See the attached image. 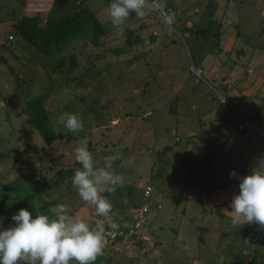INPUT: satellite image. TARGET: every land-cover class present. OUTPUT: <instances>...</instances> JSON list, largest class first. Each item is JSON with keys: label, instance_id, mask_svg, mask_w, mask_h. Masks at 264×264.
<instances>
[{"label": "rangeland", "instance_id": "rangeland-1", "mask_svg": "<svg viewBox=\"0 0 264 264\" xmlns=\"http://www.w3.org/2000/svg\"><path fill=\"white\" fill-rule=\"evenodd\" d=\"M52 2L0 0V189L24 177L44 203L33 199L32 218L64 204L90 224L125 227L147 182L152 240L106 244L95 264H264V228L234 229L206 194L237 188L233 171L243 177L264 166V0H167L173 23L132 14L119 29L107 15L110 0ZM74 13L92 19L89 35L54 55L64 64L52 74L16 25L34 19L26 31L44 32L48 19ZM36 97L60 136L49 145L27 124L26 103ZM62 113L78 115L82 131L59 125ZM242 117L253 123L248 136L236 130ZM79 146L98 167L120 157L112 170L123 186L103 193L109 218L79 198L72 177L54 184L57 171L77 163Z\"/></svg>", "mask_w": 264, "mask_h": 264}, {"label": "clouds", "instance_id": "clouds-1", "mask_svg": "<svg viewBox=\"0 0 264 264\" xmlns=\"http://www.w3.org/2000/svg\"><path fill=\"white\" fill-rule=\"evenodd\" d=\"M165 3L166 0H110L107 15L117 29L124 27L132 14L143 18L157 12L173 23L174 14L163 13ZM57 123L71 133L83 129L81 118L74 113H62ZM74 158L81 165L71 178L79 198L94 208L98 217L109 218L113 205L103 193L114 194L117 187L123 186L122 176L112 170V162L120 159L119 155L106 157L105 165L98 167L87 146H79ZM229 175L240 181L239 194L231 199V210H222L230 217L232 227L240 229L254 223L264 228V166L259 163L243 177L235 171ZM48 211L52 215L41 212L32 218L31 212L20 209L11 217L13 226L0 230V264H95L104 255L108 229L118 228L114 222L106 227L104 219L90 224L79 215L69 214L64 204Z\"/></svg>", "mask_w": 264, "mask_h": 264}, {"label": "trees", "instance_id": "trees-1", "mask_svg": "<svg viewBox=\"0 0 264 264\" xmlns=\"http://www.w3.org/2000/svg\"><path fill=\"white\" fill-rule=\"evenodd\" d=\"M57 0H53V6ZM77 6L83 5L87 0H74ZM92 19H80L78 13L67 16L52 17L47 20L48 28L44 32L38 30L26 31V27L32 28L34 19H23L16 25L19 36L25 40L34 50L43 56L49 63L48 68L52 74L58 73L64 62L54 55L62 51L65 44L77 43L89 35V27ZM198 34H207V31H198ZM212 37L214 34H209ZM75 55L69 57L70 65L73 66ZM29 110L27 124L33 128L41 137L45 145H49L59 138L50 128L47 114L43 108L40 97L30 99L26 103ZM261 108L255 109V116ZM237 126V125H236ZM79 163L68 169L59 170L55 173L54 184L60 185L65 180L74 175V170L80 168ZM11 194V197L9 196ZM238 194L237 188L229 190L227 202L230 203L232 196ZM33 199H37V204L44 207V203L39 200V191L31 185L24 177H17L11 183L0 189V227L7 228L5 217L18 214L20 209L31 208Z\"/></svg>", "mask_w": 264, "mask_h": 264}, {"label": "built area", "instance_id": "built-area-1", "mask_svg": "<svg viewBox=\"0 0 264 264\" xmlns=\"http://www.w3.org/2000/svg\"><path fill=\"white\" fill-rule=\"evenodd\" d=\"M171 6L167 4V0L165 3V7L163 9L164 14H169L171 10ZM157 17L164 19V15L157 12H152ZM11 39V37H9ZM253 129V123L250 122L247 118L242 117L236 126V130L243 134L244 136H248L249 131ZM262 136V135H261ZM151 192V187L147 182H144L142 185V202L141 204L134 210L132 221L129 225L125 227H119L113 231L108 229L107 242L106 244L113 243H124L131 245L134 241H138L139 243H149L152 239L150 235V231L148 229L147 223L149 220L150 214V200L149 195ZM158 207L156 205L155 209ZM107 227V226H106ZM139 238V239H138Z\"/></svg>", "mask_w": 264, "mask_h": 264}, {"label": "crops", "instance_id": "crops-1", "mask_svg": "<svg viewBox=\"0 0 264 264\" xmlns=\"http://www.w3.org/2000/svg\"><path fill=\"white\" fill-rule=\"evenodd\" d=\"M35 1H37V2H41V1H43V0H35ZM45 1V0H44ZM49 2H52L53 0H48ZM88 3V2H87ZM238 188V187H237ZM187 191V190H186ZM185 191V194H186V196H193V194L194 193H192V191H187L186 192ZM210 191H211V189H209V191H208V193L206 192V194L209 196V197H207L210 201H209V204H216L217 206H221V210H224V209H227V210H231L230 209V203H228L226 200H227V194H228V192H229V190H224V189H222V190H220L219 192H218V195H215V194H211L210 193ZM238 194H239V189H238ZM196 195V194H195ZM198 196H199V194H198ZM204 197V196H203ZM206 197V196H205ZM225 202H226V205L225 206H223L224 204H225ZM223 214H225L226 216H228V214L227 213H223Z\"/></svg>", "mask_w": 264, "mask_h": 264}]
</instances>
